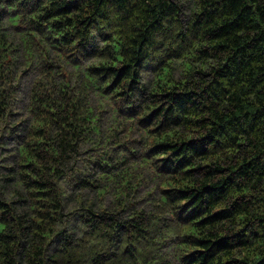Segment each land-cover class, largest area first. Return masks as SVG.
Listing matches in <instances>:
<instances>
[{"label": "trees", "instance_id": "1", "mask_svg": "<svg viewBox=\"0 0 264 264\" xmlns=\"http://www.w3.org/2000/svg\"><path fill=\"white\" fill-rule=\"evenodd\" d=\"M0 150V264H264V0H0Z\"/></svg>", "mask_w": 264, "mask_h": 264}, {"label": "rangeland", "instance_id": "2", "mask_svg": "<svg viewBox=\"0 0 264 264\" xmlns=\"http://www.w3.org/2000/svg\"><path fill=\"white\" fill-rule=\"evenodd\" d=\"M19 69L22 70V67L19 66ZM150 77V76H147ZM35 78V73L30 74L29 77H24V79L21 81V86H22V90L21 92L18 94V100L15 101L14 103V108L18 109L20 112L19 114L14 116V120H18L19 118H21L24 114H25V103L27 101V93L28 90L30 88V85L32 84V82L34 81ZM6 138V137H4ZM7 143H3V145L7 148L6 150H13L16 147V141H15V136L11 137L8 139V141H6ZM6 150H0V160L3 161L5 159V156H7V154H5ZM151 185L147 186L145 184L141 185L139 187V191L138 194L136 195V203L139 204V206H144L145 208H150L151 206V201L150 200L152 198V195H149L148 192H151ZM149 189V190H147ZM109 203V202H108ZM74 203L70 202V207H72Z\"/></svg>", "mask_w": 264, "mask_h": 264}]
</instances>
